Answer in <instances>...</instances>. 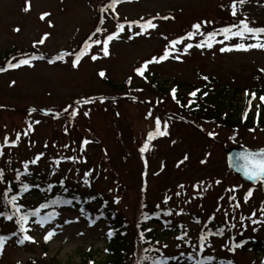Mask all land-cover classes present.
<instances>
[{
    "label": "rangeland",
    "instance_id": "rangeland-1",
    "mask_svg": "<svg viewBox=\"0 0 264 264\" xmlns=\"http://www.w3.org/2000/svg\"><path fill=\"white\" fill-rule=\"evenodd\" d=\"M233 2L118 0L113 10L108 7L112 0H0V69H6L0 71V170L17 178L28 164L27 171L43 174L44 182L62 177L67 187L83 190L95 182L94 189L109 199L107 210L90 207L95 217H100L94 224L82 210L40 208V200L27 201L28 207L40 209L41 217L51 213L55 218L41 226L35 222L37 217L29 216L27 232H21L18 224L16 233L13 223L0 230V237L5 238L0 264H24L34 255L41 262L56 260L60 264H81L92 255L100 263L107 255L108 231L101 215L108 217L114 212L124 217L127 235L135 238L136 216L148 203L154 209L166 208L173 226L182 230L172 233L151 226L160 239L147 246L160 249L154 253L167 257L192 251L197 254L202 233L223 229L222 238L208 237L211 247H206L202 256H217L234 264H263L264 252L235 249L232 244L264 243V184L250 187L230 172L226 150L238 145L263 149L264 131L234 130L203 120L192 107L188 109L194 85H205L209 77L217 80L216 88L227 84L243 91L235 93L236 97L233 91L227 94L230 115L250 118L257 112L259 100H252L250 106L246 93L258 83L264 91V73L260 71L264 69V50L220 51L221 47L234 48L255 40L233 37L223 44L214 43L211 49L192 47L184 52L186 44L195 45L206 34L239 25L245 18L249 27L264 28V0L237 3L236 16L231 15ZM29 4L30 10L25 12ZM44 13L49 15L41 20ZM149 20L157 27L137 35L141 28L134 22ZM197 23L205 36L196 35L183 40L175 50L169 48L171 41L184 38ZM120 24L124 31L109 43L107 57L102 44H93L79 66H72L86 41H103L119 32ZM98 27L101 32L93 36ZM45 34V42L36 43ZM166 50L172 52L169 59L149 64L145 72L163 85L158 90L145 83L136 70L162 57ZM66 53L72 55L56 59ZM33 55L44 58L32 60L31 66L9 67ZM92 55L98 59L92 60ZM178 86L184 105L168 92ZM84 99L93 102L77 103ZM157 118L161 130L167 124L168 134L149 142V150L141 153L148 133L155 131ZM85 140L90 143L84 145ZM249 191L251 197H247ZM236 204L240 206L234 207ZM49 232L55 235L46 241ZM185 232V240H178ZM24 235L32 238L24 241L28 245L20 243ZM177 261L182 260L170 264H186ZM133 262L137 264V260Z\"/></svg>",
    "mask_w": 264,
    "mask_h": 264
},
{
    "label": "trees",
    "instance_id": "trees-1",
    "mask_svg": "<svg viewBox=\"0 0 264 264\" xmlns=\"http://www.w3.org/2000/svg\"><path fill=\"white\" fill-rule=\"evenodd\" d=\"M143 78L148 85L155 87L158 90L162 89V85L155 80H150V78L147 76H143ZM208 80V83L205 85H194L192 92L197 90L199 91H197V95L195 97L192 96V102L188 109L191 110L193 108L192 112L203 120L213 121L221 126L224 125L234 130L245 129L250 131H264V111L256 112V115L255 113H252L250 118L245 119L243 117L240 119L233 117L227 112L229 107L226 105L228 99L227 94L233 91V94L236 97L238 94L243 92L242 90L230 89L227 84L220 85L221 89L218 87L216 88L215 83L217 80H213L212 78H208ZM178 88L179 89L176 91V95L178 99H180L181 96L177 94L180 90V86H178ZM262 88L263 86L258 83L254 85V87H252L249 92L255 93L256 97L259 98L260 96H264V91H262ZM181 104H185L184 100L181 101ZM263 106L264 102L260 101L259 109L261 110V107ZM22 176V179L19 181L16 176L7 177V175L4 173L3 178L0 179V212L10 215L14 211L12 205H7L5 207V202L3 200V194L5 192H7L8 199H11L12 196L17 197L16 203L21 208V211L18 215L27 214L34 211L33 206H27L26 202L29 200H40L41 205H51V201L53 200H69L71 201L70 204L51 205L50 207L60 210H71L72 208H78L88 214L90 217L94 216L93 218H95L96 214L92 212L90 208L91 206L94 208L101 207L104 210H107L109 207V199L104 198L100 192L94 189L95 182H92L90 185H88V189L83 190L77 187H67L66 184L61 182L62 177H56V179L51 180L52 182H44L43 174L36 176L32 172L27 171V173ZM24 185L28 186L29 190L27 192L22 191ZM9 188H11L10 192L8 191ZM157 207L158 208L154 209V206L148 203L145 204V206L139 211V214L136 216L137 233L135 229V238L132 237V234L128 233L127 235V232L125 231L126 221H124V217L119 218L114 212L111 213L113 215H108V217L103 215L102 217L105 219V223L108 225V233L106 234L107 255L104 261L100 263H98L92 255H89L85 258V261H82L81 264H135L133 260H137V264H140V262L143 260V257L146 255L151 257H159L160 255L154 253V250L148 253L144 252V249H147L149 244L160 240L154 230L155 228L151 226L158 225L164 229H170L172 233H180L182 230L180 229L179 225L173 226V221L169 220V215H164V213L167 212L166 208L159 206ZM146 215L151 218L145 219ZM16 219L17 217L14 216L13 220L9 221L4 216H0V230L6 229V225L13 223L15 226V232L18 233L19 228H17L18 224L16 223ZM109 233H112V235L109 236ZM141 233H143V238L141 237ZM218 237L222 238L223 234ZM235 245L236 244L234 242L232 246L235 249L253 251L255 253L264 252V243L257 240L247 241L241 244L238 248L235 247ZM183 253L184 256L179 255V259H185L183 261L187 263H194L195 259L203 258L201 254L197 256V254H194L193 251L192 253ZM189 255L194 258L193 261H189L187 259ZM206 255L209 256L208 254ZM215 258L216 259L212 262V264H229L230 262L218 258L217 256ZM40 259L39 257L32 258L31 260L25 261L24 264H60L59 261L56 260H54L53 263H49V261L41 262ZM174 261H176V259H170L168 264ZM144 264H150V261H144ZM231 264L234 263L231 262Z\"/></svg>",
    "mask_w": 264,
    "mask_h": 264
},
{
    "label": "snow or ice",
    "instance_id": "snow-or-ice-1",
    "mask_svg": "<svg viewBox=\"0 0 264 264\" xmlns=\"http://www.w3.org/2000/svg\"><path fill=\"white\" fill-rule=\"evenodd\" d=\"M117 2H118V0H112V3L110 5H108V7L112 8L114 10ZM246 2H247V0H235V2H233V4L231 5V15L232 16L237 15V12H238L237 3L244 4ZM29 10H30V4L26 5L24 8L25 12H28ZM106 10L107 9H104V11H106ZM47 15H49V14L48 13L42 14L40 19L41 20L45 19V17ZM163 19H169V17H164ZM100 23L101 24L104 23L103 17H101ZM134 23H137V26L141 28V32L137 33V35H143L149 29H154L157 27V25L152 23L151 20H149L143 24H139L138 22H134ZM204 23H208V22H204ZM118 27H119V32L112 34V35H108L103 41H101L99 39L92 41L91 43L86 41L83 50L79 54H76L72 66L74 68L79 66L81 59L83 58V56L88 54V51H89V49L92 48L93 44H95V45H101L102 44L103 55L105 57H107L110 54L109 53V43L111 41L117 39L119 36V33L124 31V25L123 24H120ZM129 27H131V24L129 25ZM233 28H236L237 30L233 31ZM15 31L19 32L20 29L16 28ZM99 32H101V29L98 27L96 29V31L94 33H92V35L95 36L96 33H99ZM262 34H264V28L257 29V28L249 27V24L247 22V18H245V20H242L239 25H233L231 27H225L223 29H219L217 31L208 33V34H206V36L201 31V24L197 23V24L193 25V31L189 32L184 38L171 41L169 48L172 50H175L176 45L181 44L183 42V40H185V39L186 40H192V39H194V37L196 35H201V36H205V39L202 40L201 42H199L195 45H193L191 43L186 44V46L184 48L185 54L192 47H196L198 49L206 47V48L211 49L213 47L214 43L223 44L224 41L230 40L233 37H238V38H240L241 41H243L245 39H253L256 41V43H252V44H248V45H245L244 43H239V44L235 45L234 48L233 47H221L220 48L221 52H229V51H233V50L248 51V50L253 49V48L264 50V42H261V35ZM217 35H222L224 37V40L216 41L215 38ZM46 38H47V34H45V36L43 38H41L39 41H37L36 43L43 44L45 42ZM89 40H91V36L89 37ZM64 55L71 56L72 53L61 54L56 59L63 60ZM171 55H172V52L166 50L162 57L153 58V60L145 62L144 65H142L140 68H138L136 70L137 74L143 77L145 72L148 70L149 64L160 63L163 60L169 59V57ZM43 58L44 57L40 56V55H33V56H31L30 59H21L15 64H9V67L10 68H20L21 66H24V65L31 66L32 60H41ZM175 58L179 59V56H176ZM91 59L96 60V59H98V57L96 55H92ZM49 62L53 63L54 61H49ZM4 70H6V69H0V71H4ZM260 71L264 72V69H261ZM99 75L101 77H104L105 73L100 72ZM204 79H207V77H204ZM197 91H199V90H197ZM197 91H193L190 95L195 97L197 95ZM175 93H176V90L173 89L172 95H173L174 99H175ZM205 95H206V93H205ZM246 95H248V93H246ZM256 98H257L256 94L252 93L251 99L248 101L250 106H251L252 100H254ZM259 100L261 102H264V96H260ZM92 102H93L92 99H84L82 101H78L77 103L89 104ZM32 111H35V109H32ZM76 114H77L76 111H73V113H72L73 117H75ZM85 115H87V113H85ZM246 115H247V113H245V116ZM155 123H156L155 131L148 133V135H147V141L148 142H146L143 145V147L140 149L141 153L147 152L149 150V142L156 139L157 137L166 136L168 134L167 130H166L167 129L166 123L164 124V130H161V121L158 118L156 119ZM25 135H27V133H25ZM17 139H19V135L17 136ZM5 142H7V137L5 138ZM88 143H90V141L85 140L83 142L84 145H87ZM0 155H3V153L0 152ZM38 159H39V157H37V160ZM185 159H187V157H185ZM236 159H237V163H236L237 169L243 173L244 177L247 180L264 184V150H261L259 152H247L246 154L238 155ZM31 163L35 164L36 160H33ZM57 163H59V161H57ZM24 168H25V173H19L17 175V179H19L20 175H24L27 173L28 164H25ZM3 175H4L3 171L0 170V179L3 178ZM85 183H87V181H85ZM28 190H29L28 186L24 185L22 191L27 192ZM8 191L10 192L11 188H9ZM251 196H252V191H249L247 193V197H251ZM232 199L234 200L235 197H232ZM3 200L5 202V207L7 205H12L14 211L10 215L3 213V212H0V216H4L9 221L13 220V217L16 216L17 217L16 223L19 224L21 232H27L28 231V229L25 228V224L28 223L29 216L37 217V220L35 222L40 224L41 226H43L44 224L50 222L51 220H53L55 218L54 214H51V213L41 217L40 216V209H36V210H34L30 213H27V214L18 215L21 211V208L16 203L17 197L12 196L11 199H8L7 192H5L3 194ZM70 203H71V201H69V200H53V201H51V205L70 204ZM165 203H167V199L165 200ZM51 205L44 204V205H41L40 208H48ZM239 206H240L239 204L234 205V207H237V208ZM164 215H171V213L166 212V213H164ZM150 218L151 217H148L147 215L145 216V219H150ZM197 223H199V221H197ZM233 227H234V225H233ZM223 231H224L223 229H220L217 232H211L210 231L208 233H202L199 237L200 245H199V252L197 253V256H199L201 253H203L205 251L206 247H211V245L207 244L209 236L222 235ZM13 235H15V233H13ZM53 235H55L54 232H49L48 236L45 238L46 241L51 239ZM111 235H112V233H109V236H111ZM186 236H187V232H185L183 236L177 237V239L178 240H185ZM141 237L143 238V233H141ZM4 240H5L4 237H0V250H2V248H3ZM25 240H32V238L28 235H24V237L20 241V243H23ZM185 242L187 243V241H185ZM164 247L166 248L167 245H164ZM235 247L238 248V247H240V245L236 244ZM151 251H153V249H144L145 253H148ZM155 251L160 252V249H155ZM180 255L184 256V253H181ZM170 259H179V257H172V258L165 257L163 255V253H161L159 257H151V256L146 255L143 257V260L140 262V264H144V261H150V264H168V261ZM187 259L189 261L194 260V258L191 255H189L187 257ZM215 259L216 258L213 256H203L202 259H195L194 264H212V262ZM229 264H231V262H229Z\"/></svg>",
    "mask_w": 264,
    "mask_h": 264
},
{
    "label": "water",
    "instance_id": "water-1",
    "mask_svg": "<svg viewBox=\"0 0 264 264\" xmlns=\"http://www.w3.org/2000/svg\"><path fill=\"white\" fill-rule=\"evenodd\" d=\"M259 151H261V150H250L247 148H238V147H231L227 151L229 167L235 172V174L239 175L244 180V182L251 184V185H255L258 182L249 181L244 177L243 173L241 171H239L236 167V163H237L236 158L238 155H243V154H246L247 152H259Z\"/></svg>",
    "mask_w": 264,
    "mask_h": 264
}]
</instances>
